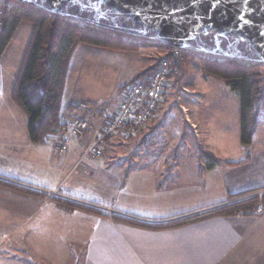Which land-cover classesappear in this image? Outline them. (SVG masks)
<instances>
[{
	"label": "crops",
	"instance_id": "1",
	"mask_svg": "<svg viewBox=\"0 0 264 264\" xmlns=\"http://www.w3.org/2000/svg\"><path fill=\"white\" fill-rule=\"evenodd\" d=\"M20 27H27L31 38L33 25ZM92 68L119 71L98 63ZM18 73L12 72L7 96L0 82V180L27 191L0 185V246L26 231L32 238L18 239L16 250L27 251L39 236L53 237L51 243L67 254L68 264H264V213L212 217L181 228L149 230L108 216L67 210L54 201L74 200L152 221L228 203L232 196L264 187V140L240 157L213 155L221 164L210 168L204 150L187 161L183 149L139 147L150 142L157 114L137 136L107 139L100 159L82 157L87 137L73 138L69 153L61 156L52 145L61 132L46 142H31L28 118L10 97ZM82 102L94 108L93 115L78 110ZM117 105L107 110L89 97H75L62 110L63 128L78 116L93 127L104 126ZM247 155L250 161L246 164H226Z\"/></svg>",
	"mask_w": 264,
	"mask_h": 264
},
{
	"label": "trees",
	"instance_id": "2",
	"mask_svg": "<svg viewBox=\"0 0 264 264\" xmlns=\"http://www.w3.org/2000/svg\"><path fill=\"white\" fill-rule=\"evenodd\" d=\"M0 1L2 3L0 14V61L11 45L20 25L29 23L34 27L10 96L12 102L28 118L29 138L34 144L46 142L51 137L58 135L62 132L63 126L66 125L62 115L64 83L72 56L79 45H90L113 51L134 52L140 47V43L137 41L142 40L145 44H156L163 48L167 53L156 60L152 68L144 71L136 80L144 83L148 82L160 60H170L171 65L167 84L163 91L164 96L166 87L170 85L169 77L176 74L182 67L184 49H179L182 55L180 58H175L173 54L174 47L171 46L146 41L144 38L92 24L75 22L59 14L30 8L26 4L15 0ZM198 54L201 56L200 62L205 76L221 79L230 90L239 95L242 124L241 142L243 145H250L258 122L260 120L264 122V115L261 113V101L264 97V63L204 53ZM133 82L136 81L130 83ZM70 107L74 108L75 105L70 104ZM87 115L89 116V114ZM249 161L250 156L247 155L238 161H227L226 164L238 167ZM206 162L210 168L221 164L219 159L211 156H206ZM0 185L27 191L26 188L24 189L5 180H0ZM262 192L264 193V187L232 196L231 201L228 203L174 216L164 221H152L141 217L122 215L117 212H107L99 206L74 200L55 198L54 201L67 210L78 209L99 216H108L115 222L125 223L137 228L170 230L212 217L254 216L261 203L259 194ZM262 201L264 204V197Z\"/></svg>",
	"mask_w": 264,
	"mask_h": 264
},
{
	"label": "rangeland",
	"instance_id": "3",
	"mask_svg": "<svg viewBox=\"0 0 264 264\" xmlns=\"http://www.w3.org/2000/svg\"><path fill=\"white\" fill-rule=\"evenodd\" d=\"M1 6L0 1V8ZM28 33L27 27H20L12 40L11 48L3 56L0 82L4 96L11 90L13 70L16 73L20 70L22 55L31 39L28 38ZM137 42L140 47L134 52L79 45L65 78L63 106L66 107L75 97L85 96L107 110L114 109L119 92L130 82L140 81L136 80L137 77L152 68L157 57L167 53L156 44H145L142 40ZM182 60L179 71L169 77L170 85L165 89L164 103L150 131L152 138L147 145L139 147L146 146L150 151L183 149L184 157L187 161H192L197 151L204 150L205 159L206 156L216 155L225 158V153L227 158L233 159L261 145L263 142L259 143L260 140H264V122L261 120L255 128L251 144L243 145L241 142L239 95L230 90L221 79L206 77L200 62L201 56L195 51H183ZM96 63L108 69L115 66L119 71L94 70L92 67ZM182 106L188 109L187 113ZM261 106V113L264 115V97ZM186 114L196 126L191 125ZM26 234L25 231L14 236L0 246V264H47V260L52 264H68L65 262H69L67 254L62 248H58V244L51 243L54 242L53 237L39 236L27 251L16 250L18 239L25 238L26 241L28 237L32 238Z\"/></svg>",
	"mask_w": 264,
	"mask_h": 264
},
{
	"label": "water",
	"instance_id": "4",
	"mask_svg": "<svg viewBox=\"0 0 264 264\" xmlns=\"http://www.w3.org/2000/svg\"><path fill=\"white\" fill-rule=\"evenodd\" d=\"M174 48L264 63V0H15Z\"/></svg>",
	"mask_w": 264,
	"mask_h": 264
},
{
	"label": "built area",
	"instance_id": "5",
	"mask_svg": "<svg viewBox=\"0 0 264 264\" xmlns=\"http://www.w3.org/2000/svg\"><path fill=\"white\" fill-rule=\"evenodd\" d=\"M1 14V8H0ZM175 58H180L182 52L174 48ZM157 60L160 57L156 58ZM171 62L168 59L160 60L154 74L148 82L136 81L130 83L118 97V105L114 112L108 116L104 126L93 127L84 116L76 117L72 123L65 126L62 132L54 139L53 149L61 156L69 153L73 138H88L86 145L82 148V157L97 160L103 157L104 143L110 137H121L131 139L146 128L156 117L164 102V87L167 84ZM182 108L187 113L183 106ZM78 109L89 115H93L94 109L90 104L82 102ZM187 116V114H186ZM264 193L259 194L261 203L256 214L264 213Z\"/></svg>",
	"mask_w": 264,
	"mask_h": 264
}]
</instances>
